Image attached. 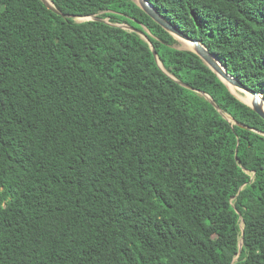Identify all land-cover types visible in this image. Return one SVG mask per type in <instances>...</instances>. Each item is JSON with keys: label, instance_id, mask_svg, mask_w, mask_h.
<instances>
[{"label": "trees", "instance_id": "16d2710c", "mask_svg": "<svg viewBox=\"0 0 264 264\" xmlns=\"http://www.w3.org/2000/svg\"><path fill=\"white\" fill-rule=\"evenodd\" d=\"M148 1L264 97V0ZM50 2L0 0V264H264V120L134 0Z\"/></svg>", "mask_w": 264, "mask_h": 264}, {"label": "water", "instance_id": "95a60500", "mask_svg": "<svg viewBox=\"0 0 264 264\" xmlns=\"http://www.w3.org/2000/svg\"><path fill=\"white\" fill-rule=\"evenodd\" d=\"M49 10L52 12L59 14V12L54 8L53 4L50 2V0H40ZM134 2L137 4V6L148 16L150 17L157 25H159L164 31L169 33L171 36L174 37L179 42L187 43L191 45L190 49H184L180 48L181 50H187L193 52L195 55H197L200 60L219 78V80L228 88L230 93L238 99L240 102L244 103L246 106L251 108L258 116H260L264 120V110L260 107V105L257 102V99H259L261 102L264 103V97L260 92H254L250 89L245 88L236 78L231 76L227 73L225 68L222 66V64L207 50L205 46H203L199 41L193 40L186 36L184 33H182L180 30H178L175 26H173L170 22H168L160 13L156 10V8L148 1V0H134ZM64 18H67L66 16H63ZM77 18H84L86 21H99L102 20L99 19L96 16H89V17H77ZM85 22V21H83ZM120 28L134 32L138 34L142 39H144L146 42H148L152 54L154 56V59L156 60L157 64L160 68H162L156 53L153 50L152 45L147 40L146 36L142 32L135 31L133 28L128 27L126 25H118ZM229 85L236 88L238 91L244 93L245 95L250 96V103H247L240 99L229 87ZM204 97L209 100L211 103V99L204 95ZM230 121L231 119L227 117Z\"/></svg>", "mask_w": 264, "mask_h": 264}, {"label": "bare ground", "instance_id": "6f19581e", "mask_svg": "<svg viewBox=\"0 0 264 264\" xmlns=\"http://www.w3.org/2000/svg\"><path fill=\"white\" fill-rule=\"evenodd\" d=\"M48 1V0H46ZM49 2V1H48ZM182 44V47L184 49H190L191 48V45L190 44H187V43H183L181 42ZM230 89L240 98L242 99L243 101L247 102V103H250V96L248 95H245L244 93L238 91L236 88H234L233 86L229 85ZM257 102L258 104L260 105V107L264 110V103L261 102L259 99H257Z\"/></svg>", "mask_w": 264, "mask_h": 264}, {"label": "rangeland", "instance_id": "374dc122", "mask_svg": "<svg viewBox=\"0 0 264 264\" xmlns=\"http://www.w3.org/2000/svg\"><path fill=\"white\" fill-rule=\"evenodd\" d=\"M76 22H83L86 21L84 18H74ZM178 48H183L181 42L178 41Z\"/></svg>", "mask_w": 264, "mask_h": 264}]
</instances>
